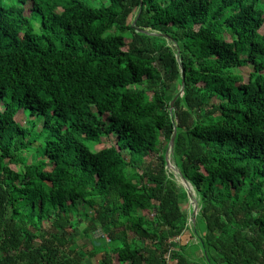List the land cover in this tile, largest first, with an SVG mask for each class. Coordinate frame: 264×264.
I'll list each match as a JSON object with an SVG mask.
<instances>
[{
    "label": "trees",
    "instance_id": "obj_1",
    "mask_svg": "<svg viewBox=\"0 0 264 264\" xmlns=\"http://www.w3.org/2000/svg\"><path fill=\"white\" fill-rule=\"evenodd\" d=\"M103 1L0 0V264H208L174 243L188 229L166 169L174 130L195 248L210 264H264V7ZM82 223L80 237L100 230L88 254Z\"/></svg>",
    "mask_w": 264,
    "mask_h": 264
},
{
    "label": "rangeland",
    "instance_id": "obj_2",
    "mask_svg": "<svg viewBox=\"0 0 264 264\" xmlns=\"http://www.w3.org/2000/svg\"><path fill=\"white\" fill-rule=\"evenodd\" d=\"M87 2H90L92 5H94V4H97L99 1H102V0H86ZM107 0H104L103 2H106ZM3 2L4 3H6V4H12V3H14L15 2V0H3ZM94 2V3H93ZM257 3H258V5H260V7H264V0H258L257 1ZM29 9H30V3H28V4H26V14H28L27 16L28 17H31L32 19H33V23H34V26H35V30L36 31H38V29H39V20L38 19H36L34 16H32V14L29 12ZM134 15V14H133ZM133 15H131L130 17H129V19H128V21L129 22H131L132 20H133ZM261 33H263V31H260ZM227 39H229L228 37H227ZM235 71L237 72V73H239V74H241L242 76H243V78L245 79V80H247V78H248V75H249V73H250V68L249 67H244V68H239V69H235ZM262 74L264 75V71L262 72ZM173 91H174V93H175V95H177V93L179 92V89H180V82H178V83H176V84H174L173 86H172V88H171ZM174 95V96H175ZM25 114V115H24ZM25 116H27V114L25 113V112H21V113H19V115L16 117V121L17 122H19L21 125H26V117ZM35 118H37L36 119V128H35V131L36 132H38V129L41 127V125H42V117H35ZM29 119V118H28ZM33 119V118H32ZM101 119L105 122V123H108V121L106 120V115H104V116H102L101 117ZM35 120V119H34ZM111 143H113V140L112 139H110V140H108V139H103L102 140V142H101V144H98V145H95V146H93V149H98V148H100V147H103V146H107V145H110ZM33 160H35V158H34V156L32 155L29 159H28V162H31V161H33ZM168 160L171 162V164H173L174 165V167H173V169H171L170 167H169V165L167 164L166 165V169H167V172H168V174H169V176H171V179H173V181H175L176 182V184H177V187H178V192H185V194H186V201H184L183 202V209H184V212L187 214V217H188V219H189V217L191 216L190 215V210H191V208H192V203L190 202V200L188 199V197H187V193H186V190L184 189V187H183V185H182V183H181V181H180V179H179V177L176 175V173H175V167H177V165L175 164V162L170 158V156H169V158H168ZM10 167L11 168H13V169H17L18 167L17 166H14V165H10ZM171 169V170H170ZM175 173V174H174ZM192 191H193V193H194V195H195V197H196V199H197V201H198V197H197V194L195 193V191H194V189H193V187H192ZM198 203H199V201H198ZM197 203V205H198V209H197V214H198V210H199V204ZM78 207L82 210L83 209V204L82 203H79L78 204ZM90 211V210H89ZM142 213H144V214H146V213H148V211H142ZM90 214L92 215L93 214V212L92 211H90ZM196 217H197V215H196ZM186 226H187V228L188 229H185V231L183 232V239H182V242L183 241H188V243L187 244H185V245H188L187 246V248H186V251L188 252L189 250H194V249H196L195 248V244H196V239H194L193 238V236L191 235L192 234V232H191V225H190V223H189V221L187 220V224H186ZM100 235L99 234H97L96 235V239L99 237ZM181 236V235H180ZM179 238V237H178ZM82 239H85V238H79V243H82L83 244V248H85V247H90V244H91V241H93L95 238L93 237V235H91L89 238H86V239H88V240H82ZM184 245V244H183ZM182 246V245H181Z\"/></svg>",
    "mask_w": 264,
    "mask_h": 264
},
{
    "label": "water",
    "instance_id": "obj_3",
    "mask_svg": "<svg viewBox=\"0 0 264 264\" xmlns=\"http://www.w3.org/2000/svg\"><path fill=\"white\" fill-rule=\"evenodd\" d=\"M151 35H156V34H151ZM157 35H160V34H157ZM178 54H179V52H177L176 57H177V61L180 62V58H179ZM180 71H181L180 89H179V92L177 93V95H175L170 100V102H169V108H170V110H172L173 103L176 100V98L177 97H181L183 95V87H184L183 68H181ZM175 134H176V131L174 130L173 135H172V137L169 140V143H168V146H167V149H166V152H165V161H166V164H169L168 161H167V158H169V156H170V158L172 157L171 155H172V151H173ZM179 179H180V181H181L182 184H189L191 186V188L193 187L190 184V182L185 177H183V175L181 174L180 171H179ZM186 193H187L188 199L193 204L192 215L189 217V223L191 225V232H192L194 230L195 226H196V215H197V209H198V205H197L198 201H197L195 195L193 197L187 190H186ZM95 244H97V243H95ZM202 252H203V254L206 257L207 263L210 264L209 261H208V259H207V256H206V252H205V250L203 248H202Z\"/></svg>",
    "mask_w": 264,
    "mask_h": 264
},
{
    "label": "crops",
    "instance_id": "obj_4",
    "mask_svg": "<svg viewBox=\"0 0 264 264\" xmlns=\"http://www.w3.org/2000/svg\"><path fill=\"white\" fill-rule=\"evenodd\" d=\"M92 211L93 212V214L91 215L90 214V211ZM88 211H87V214H88V216H89V218H92L93 216H94V214H95V212L92 210V209H89ZM142 213V212H141ZM142 214H144V213H142ZM188 221H189V219H188ZM85 227V223H82V224H80V226H79V229L77 230L78 231V239L79 238H85V239H82L83 241L84 240H88V239H86V238H89L91 235H93V237L95 238L94 240H93V242L94 243H97L96 245H99V243L98 242H96L95 240H96V235L97 234H99L100 235V230L98 229V230H96V231H93V232H91L88 236H83V237H80V236H82L81 235V231H82V229ZM183 234V233H182ZM181 234V236H179V238L177 237V238H175L174 239V243L175 244H178L179 246H181V245H185V244H187L188 243V241L186 240V241H183L182 242V239H183V235ZM192 235V234H191ZM193 236V235H192ZM194 238V237H193ZM98 239V238H97ZM106 239V238H105ZM195 239V238H194ZM107 240V239H106ZM92 242V241H91ZM177 247V246H176ZM91 251V247H85V248H83V252L85 253V254H88L89 252ZM188 254H189V261L190 262H193V263H197L199 260H200V257H201V254L203 253L202 252V250L200 249H194L193 251L192 250H189L188 252H187ZM99 254H97L96 256H94V257H88V256H86L85 258H83L82 259V261H81V263L82 264H98V260H99Z\"/></svg>",
    "mask_w": 264,
    "mask_h": 264
},
{
    "label": "bare ground",
    "instance_id": "obj_5",
    "mask_svg": "<svg viewBox=\"0 0 264 264\" xmlns=\"http://www.w3.org/2000/svg\"><path fill=\"white\" fill-rule=\"evenodd\" d=\"M168 41L169 42H172L170 39H168ZM173 45V48L176 50V52H178L179 51V49H178V47L176 46V44H172ZM167 161H168V165H169V167L171 168V169H173V167H174V163L173 164H171V162L168 160V158H167ZM167 165V164H166ZM170 169V170H171ZM175 173H176V175L179 177V169L177 168V167H175ZM174 173V174H175ZM183 185V187H184V189L185 190H187L193 197H194V193H193V191H192V188H191V186L189 185V184H182ZM192 211H193V204H192V208H191V210H190V215H192Z\"/></svg>",
    "mask_w": 264,
    "mask_h": 264
},
{
    "label": "built area",
    "instance_id": "obj_6",
    "mask_svg": "<svg viewBox=\"0 0 264 264\" xmlns=\"http://www.w3.org/2000/svg\"><path fill=\"white\" fill-rule=\"evenodd\" d=\"M168 264V263H167Z\"/></svg>",
    "mask_w": 264,
    "mask_h": 264
}]
</instances>
